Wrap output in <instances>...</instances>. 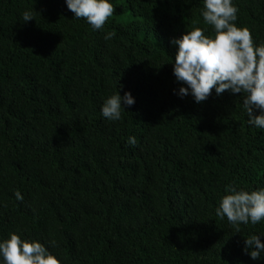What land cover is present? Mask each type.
<instances>
[{
    "label": "trees",
    "instance_id": "16d2710c",
    "mask_svg": "<svg viewBox=\"0 0 264 264\" xmlns=\"http://www.w3.org/2000/svg\"><path fill=\"white\" fill-rule=\"evenodd\" d=\"M109 2L93 31L64 0H0V238L39 241L60 264H264L243 251L264 221L237 232L215 214L225 184L264 188V130L243 94H174L170 41L210 33L202 0ZM233 3L264 44V0ZM118 91L135 103L109 121Z\"/></svg>",
    "mask_w": 264,
    "mask_h": 264
},
{
    "label": "clouds",
    "instance_id": "9594fccd",
    "mask_svg": "<svg viewBox=\"0 0 264 264\" xmlns=\"http://www.w3.org/2000/svg\"><path fill=\"white\" fill-rule=\"evenodd\" d=\"M74 18H83L93 31L101 30L114 14L109 0H64ZM238 8L233 0H202L200 16L208 28L193 26L179 38L170 41L176 46L172 72L181 84L174 94L180 98L191 96L199 104L225 91L243 94L242 109L247 124L264 130V44H255L247 27L236 25ZM24 22L33 19L31 11L22 13ZM112 32L105 35L111 39ZM135 103L130 92L123 96L112 94L101 105V115L109 121H118L121 111ZM258 113V114H255ZM135 145V137L127 139ZM223 195L215 208L221 220H227L239 232L240 225H257L264 221V188L246 191L234 183L224 185ZM15 199L22 201L19 191ZM253 234L245 239L243 251L256 261L264 254V242ZM0 264H60L45 244L9 233L0 238Z\"/></svg>",
    "mask_w": 264,
    "mask_h": 264
}]
</instances>
